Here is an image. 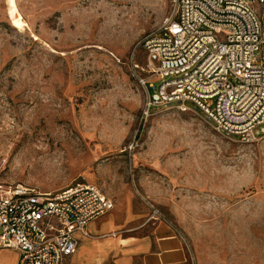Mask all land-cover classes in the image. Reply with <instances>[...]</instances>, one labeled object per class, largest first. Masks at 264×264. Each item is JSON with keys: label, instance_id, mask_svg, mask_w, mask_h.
Masks as SVG:
<instances>
[{"label": "rangeland", "instance_id": "obj_1", "mask_svg": "<svg viewBox=\"0 0 264 264\" xmlns=\"http://www.w3.org/2000/svg\"><path fill=\"white\" fill-rule=\"evenodd\" d=\"M0 0V182L78 183L155 206L193 264H264V138L243 144L193 107L143 116L133 50L172 0ZM36 37V38H35ZM154 83H156L154 81Z\"/></svg>", "mask_w": 264, "mask_h": 264}, {"label": "built area", "instance_id": "obj_2", "mask_svg": "<svg viewBox=\"0 0 264 264\" xmlns=\"http://www.w3.org/2000/svg\"><path fill=\"white\" fill-rule=\"evenodd\" d=\"M133 77L146 93L143 116L193 107L227 138L253 144L264 138V0H172L169 17L133 50ZM154 81L156 83H154ZM150 220L165 216L141 197ZM113 202L95 185L42 193L0 182V249L17 264H65L76 233Z\"/></svg>", "mask_w": 264, "mask_h": 264}, {"label": "crops", "instance_id": "obj_3", "mask_svg": "<svg viewBox=\"0 0 264 264\" xmlns=\"http://www.w3.org/2000/svg\"><path fill=\"white\" fill-rule=\"evenodd\" d=\"M135 194L136 199L110 198L112 209L88 223L87 235L75 234L78 247L65 264H193L180 231L168 220H150L148 207ZM18 257L15 250L0 249V264H17Z\"/></svg>", "mask_w": 264, "mask_h": 264}, {"label": "bare ground", "instance_id": "obj_4", "mask_svg": "<svg viewBox=\"0 0 264 264\" xmlns=\"http://www.w3.org/2000/svg\"><path fill=\"white\" fill-rule=\"evenodd\" d=\"M7 2H8L7 10L13 27L16 29H22L25 26V23L23 21L24 18H22L20 12L18 11L15 4V0H8Z\"/></svg>", "mask_w": 264, "mask_h": 264}]
</instances>
